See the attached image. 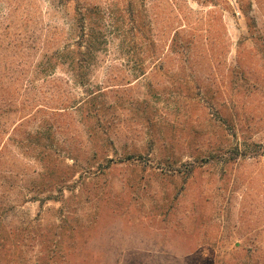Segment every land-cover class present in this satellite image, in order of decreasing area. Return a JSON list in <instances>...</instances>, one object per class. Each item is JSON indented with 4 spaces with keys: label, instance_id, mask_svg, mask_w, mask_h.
Listing matches in <instances>:
<instances>
[{
    "label": "rangeland",
    "instance_id": "obj_1",
    "mask_svg": "<svg viewBox=\"0 0 264 264\" xmlns=\"http://www.w3.org/2000/svg\"><path fill=\"white\" fill-rule=\"evenodd\" d=\"M76 6L112 41L89 86L131 78L135 40L148 74L111 83L129 126L113 164L22 160L0 121V264H264V0H0V35L73 43ZM176 35L198 63L170 62ZM182 68L207 77L201 102Z\"/></svg>",
    "mask_w": 264,
    "mask_h": 264
},
{
    "label": "trees",
    "instance_id": "obj_2",
    "mask_svg": "<svg viewBox=\"0 0 264 264\" xmlns=\"http://www.w3.org/2000/svg\"><path fill=\"white\" fill-rule=\"evenodd\" d=\"M10 29L7 25L2 30L5 34L0 35V121L10 117L17 120L13 132L16 138L20 137L15 140L19 157L38 164H67L69 161L71 164H113L115 159L104 148L113 146L115 137L122 136L120 134H124L129 126L125 120L116 118L120 113L116 111L119 107L124 108L125 102L121 104L118 101L116 93L119 90L115 91V85L111 83L119 82L125 86L131 83V79L137 82L147 76L146 47L143 49L142 41H133L135 45L132 48L138 47L141 56L131 78L118 76V67L110 66L106 86L93 88L89 86L91 75L103 63V57L109 54L112 41L107 38L103 26L86 13V9L76 6L74 23L70 28L76 38L73 43L66 42L63 46L55 44L54 47L47 40H30L25 36L12 38L8 36ZM171 45L170 62L198 63V54L185 52L195 47L192 40L176 35ZM119 48L125 50L124 45ZM175 74L180 77L178 85L186 89L185 93L191 94L194 90L201 102L207 92V77L200 78L203 72H187L182 68ZM192 82L196 83L195 87ZM75 86L82 89L81 95L76 93ZM168 91L172 89L165 87V97L171 94ZM193 104L198 105V102ZM183 108L189 110L187 105ZM117 120L119 124H116ZM146 123L155 125L150 118ZM4 125L0 124L1 134L6 132ZM2 146L5 147V143ZM59 148L62 149L60 152ZM228 153L232 154L231 160L243 156L239 146ZM132 155L124 153L120 161H128Z\"/></svg>",
    "mask_w": 264,
    "mask_h": 264
}]
</instances>
